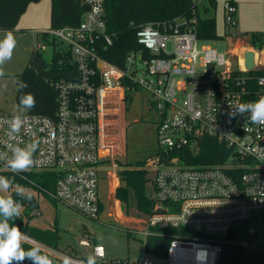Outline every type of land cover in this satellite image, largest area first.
I'll return each instance as SVG.
<instances>
[{
	"label": "built area",
	"instance_id": "built-area-1",
	"mask_svg": "<svg viewBox=\"0 0 264 264\" xmlns=\"http://www.w3.org/2000/svg\"><path fill=\"white\" fill-rule=\"evenodd\" d=\"M202 1L192 0L187 18L139 26L140 47L117 66L100 55L111 44L104 0H80L87 9L79 23L50 29L46 32L52 40L36 44L37 52L50 45L52 55H59L56 64L68 66L65 76L48 81L56 94L53 116L23 113L26 127L13 139L7 122L17 114L0 113V154L10 157L18 142L23 147L39 141L29 170L13 172L3 160L0 167L19 176L43 173L52 187H39L40 191L96 218L101 210L98 166L111 160L115 167L111 157L122 149L116 132L121 129V114L132 92H145L159 121L158 148L147 161L154 170L151 211L140 233L143 243L161 235L169 242L162 255L143 247L136 259H114L105 257L101 244L81 240V245L92 244L97 264H218L221 240L251 218L264 217V125L251 124L248 113L229 115L239 103L264 96V31L252 32L253 65L246 67L243 56L241 68L232 69L222 53L206 44L197 47ZM222 8L224 24L232 34L236 2L225 0ZM205 137L225 146L223 160L213 165L185 163L180 152L196 151L197 142ZM25 242L36 244L29 237ZM54 255V264L86 260Z\"/></svg>",
	"mask_w": 264,
	"mask_h": 264
},
{
	"label": "rangeland",
	"instance_id": "rangeland-1",
	"mask_svg": "<svg viewBox=\"0 0 264 264\" xmlns=\"http://www.w3.org/2000/svg\"><path fill=\"white\" fill-rule=\"evenodd\" d=\"M224 1L215 0L214 15L219 38L207 42L200 41L197 47L203 44L212 47L217 53L223 54L232 69H240L245 48L251 50L253 45L252 32L264 31V0H233L237 5V25L235 30H231L232 34H228V28L224 24ZM50 9L51 0L32 1L22 13L16 27L7 30L14 34L16 47L11 60L4 66L5 76L0 77V113L19 114L18 104L13 100L15 76L29 64L33 51L36 50L38 35L33 28L42 25L43 30H50ZM4 32L0 31V39L3 38ZM59 47L60 44L57 48ZM38 51L45 63L51 61L53 49L50 45H46L45 49L39 48ZM158 121L159 116L150 107L145 92H132L128 107L120 117L121 129L116 131H119L121 136L118 139L122 141V149L111 157L115 167L112 166L111 160L98 166L101 173L98 180V197L102 209L96 218H88L61 202H53L42 191H37L31 186L13 184L7 194L22 190L37 198L38 208L31 210L33 216L29 220V226L57 229V252L87 257L92 254V247L81 245V240H89L92 244L95 242L103 246L106 258L136 259L143 249V236L140 232L146 229V214L137 210L132 194L127 206L117 204L114 189L123 184L118 177V171L123 166H138L147 170L149 181L145 183V193L151 197L154 170L147 167V161L158 148L155 133ZM107 171L112 174L115 172L116 176L106 174ZM240 227L241 229L230 233L234 241L229 240L230 243L264 248V217H253ZM127 231L133 233L129 235Z\"/></svg>",
	"mask_w": 264,
	"mask_h": 264
},
{
	"label": "trees",
	"instance_id": "trees-1",
	"mask_svg": "<svg viewBox=\"0 0 264 264\" xmlns=\"http://www.w3.org/2000/svg\"><path fill=\"white\" fill-rule=\"evenodd\" d=\"M37 0H0V31L12 30L25 11L27 5ZM193 8L192 0H104V19L106 32L111 36V44L101 49L100 55L107 61L121 66L124 56L131 50H136L140 45L136 41V30L145 23H163L174 21L178 18H187ZM86 6L80 0H51L50 29L77 25L86 10ZM215 0L202 1V14H198L196 24V35L201 41H211L219 38L216 33ZM252 34V40H253ZM44 41L48 43L52 39L47 32L41 34ZM55 46V42H52ZM37 52V51H34ZM65 53H63L64 55ZM63 57V55L60 53ZM58 54L52 55L49 63H45L42 69L27 64L21 73L15 76V81L22 80L28 84V88L18 91L15 83L13 100L18 104L19 96L24 93H32L36 99V106L27 113L53 116L55 109V91L48 84L52 78L65 76L64 69L67 65L58 66L56 59ZM68 59L69 53L64 57ZM196 151L183 150L184 162L190 165H213L221 162L227 154L225 146L212 137H205L197 142ZM173 155V153L171 154ZM147 170L141 167L123 166L118 171V177L123 184L114 190L115 198L121 205L127 206L132 194L137 210L148 214L151 211V197L145 193V183L149 181ZM0 176H6L13 180V184L31 186L37 191L39 187H52L46 181V177L40 172H26L19 176L0 167ZM31 181L33 183H31ZM12 192V196L23 204L22 214L13 223L20 227L33 239H36L52 248H56L58 241L57 229H39L29 226L32 218L31 210L38 208L37 198L30 192V200L22 199ZM164 231H171L166 229ZM233 241L229 234L225 240H221L218 264H264V248L230 243ZM169 238L167 236L149 237L144 243L147 252L162 255L161 251L166 249ZM234 242V241H233ZM29 244L24 243L25 249ZM50 255V254H49ZM54 260V257L50 255ZM24 264H31L25 260Z\"/></svg>",
	"mask_w": 264,
	"mask_h": 264
},
{
	"label": "clouds",
	"instance_id": "clouds-1",
	"mask_svg": "<svg viewBox=\"0 0 264 264\" xmlns=\"http://www.w3.org/2000/svg\"><path fill=\"white\" fill-rule=\"evenodd\" d=\"M16 39L11 31H5L3 38L0 39V77L5 76L4 66L11 60ZM17 90L22 91L28 88L25 81H15ZM36 106V99L32 93H24L19 96L18 109L19 114L14 115L10 121L8 135L15 139L21 129L26 127L27 122L23 118V112L30 111ZM248 113L247 119L251 124L264 125V96L258 100L247 103H239L235 106L230 117H244ZM39 141H34L31 145L20 146L19 142L11 147V156L0 154V160L5 161V167L13 172H25L34 165L33 154L37 151ZM13 186V180L0 176V264H24L25 260L31 264H54L46 248L36 243L30 245L28 249L23 247L28 239L20 230V227L13 223L15 219L21 216L23 204L7 193ZM19 189V186H17ZM16 195L22 199L30 200L31 196L24 191L18 190ZM67 264V259L65 260ZM79 264H97L94 254H89L86 260L79 261Z\"/></svg>",
	"mask_w": 264,
	"mask_h": 264
},
{
	"label": "crops",
	"instance_id": "crops-1",
	"mask_svg": "<svg viewBox=\"0 0 264 264\" xmlns=\"http://www.w3.org/2000/svg\"><path fill=\"white\" fill-rule=\"evenodd\" d=\"M20 18H21V16H20ZM19 18V19H20ZM19 21V20H18ZM18 23V22H17ZM16 27V26H15ZM43 26L41 25H38V26H36V27H34L33 28V30L35 31V33H36V35H38V42H41V43H43V41H44V39H43V37H41V34L42 33H44V32H46V30H43ZM37 42V43H38ZM207 42V41H206ZM247 49H249V48H245V51H247ZM34 51H36V50H34ZM33 51V54L34 53H36V54H38L40 57H41V55H40V53L39 52H34ZM245 51H244V53H245ZM110 174H112V172L110 173ZM109 175V174H108ZM113 176H116L115 175V172L112 174ZM117 187V186H116ZM115 190V189H114ZM45 195V194H44ZM46 197H48L47 195H45ZM49 198V197H48ZM116 199V198H115ZM52 200V199H51ZM53 201V200H52ZM54 202V201H53ZM116 203L118 204H120V202L116 199ZM100 209H102V206H101V208ZM101 211V210H100ZM144 222H145V220H144ZM34 227V226H33ZM35 228H39V227H35ZM39 229H42V228H39ZM46 229H52V228H46ZM43 230V229H42ZM127 233L129 234V235H131L133 232H130V231H127ZM25 235H27L26 233H24ZM29 238H32V237H30L29 235H27ZM33 239V238H32ZM34 241H36V243H39V244H41V245H43L44 246V248H46L47 249V251H48V253L50 254V255H52L53 257H54V259H55V255L54 254H56V253H62L63 254V252H57V249H55V248H52L51 246H48V245H46V244H44V243H42V242H40V241H38V240H36V239H33ZM94 243V242H93ZM26 244H29V245H34V244H31V243H26ZM89 246H91L92 247V244H90ZM143 247H144V243H143ZM56 248H57V245H56ZM50 249H52V250H50ZM67 254H69V255H71L70 253H67ZM72 256H75V257H79V256H77V255H73L72 254ZM81 258H86V257H81Z\"/></svg>",
	"mask_w": 264,
	"mask_h": 264
},
{
	"label": "water",
	"instance_id": "water-1",
	"mask_svg": "<svg viewBox=\"0 0 264 264\" xmlns=\"http://www.w3.org/2000/svg\"><path fill=\"white\" fill-rule=\"evenodd\" d=\"M244 59H245V66L251 67L253 65V53L251 50H247L244 53ZM44 65L43 59L36 53L32 54L29 66L35 67L37 69H42Z\"/></svg>",
	"mask_w": 264,
	"mask_h": 264
}]
</instances>
